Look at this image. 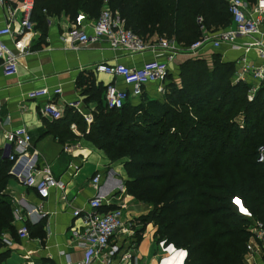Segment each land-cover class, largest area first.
<instances>
[{
    "label": "trees",
    "instance_id": "16d2710c",
    "mask_svg": "<svg viewBox=\"0 0 264 264\" xmlns=\"http://www.w3.org/2000/svg\"><path fill=\"white\" fill-rule=\"evenodd\" d=\"M104 7L145 43L156 37L187 48L202 31L231 24L226 0H32L29 21L44 30L46 19L62 15L73 25L77 15L96 19ZM235 74V62L217 53L194 56L178 65L175 77L166 74L162 100H148L143 91L144 104L128 98L122 107L108 109L99 100L88 127L71 110L53 120L62 124L55 128L61 142L76 138L68 129L73 124L110 162L124 160L128 193L151 205L135 218V244L151 224L155 244L185 250L183 264H243L249 227L264 228V169L255 160L257 148L264 147V87ZM90 78L82 79L84 91L103 95L105 86L93 87ZM7 163L0 155V264L8 255L1 250L2 235L15 233L2 192ZM232 197L251 219L236 212Z\"/></svg>",
    "mask_w": 264,
    "mask_h": 264
},
{
    "label": "crops",
    "instance_id": "0c3cea01",
    "mask_svg": "<svg viewBox=\"0 0 264 264\" xmlns=\"http://www.w3.org/2000/svg\"><path fill=\"white\" fill-rule=\"evenodd\" d=\"M256 1L251 5L245 3L247 14L251 18H254ZM5 20L4 6H0V29L4 27ZM94 20L82 15L79 30L88 33ZM71 25L61 15L57 18L46 19L44 30L32 25L20 40L16 37L0 36V43L12 53H16L14 39L25 45L23 54L17 57L15 75L4 76L0 68L1 158H5L8 151L7 147H4V134L23 128L30 137V148L27 151L28 163L34 165L35 175L40 177L41 170L48 168L52 176L63 185V190L51 189L45 199L39 200L32 188L24 187L21 181L12 176L9 172L11 163H7L8 177L2 192L10 203L15 233L13 238L9 233L2 235L4 247L1 250L7 249L8 255L1 264H76L82 261L84 252L74 245L70 234V230L73 228L81 229V221L73 217L72 212L86 209L88 200L95 194L91 178L95 173H99L100 184L103 182V168L107 161L101 151L95 149L81 137L73 124H70L68 129L76 137L74 140L61 142L57 139L55 128L59 127L58 123L60 122L45 117L40 108L45 102L50 101L61 116L71 110V112L75 111L80 114L83 119L89 118V121L84 119L85 125L88 127L92 122L91 115L95 113L98 101L103 102V95L90 97L82 87V79L87 75L92 76L90 79L93 87L97 85L103 88L113 84L118 89L125 88L119 78L96 74L93 67L100 63L114 64L115 58L116 63L136 68L142 62L152 58L149 53L132 57L124 56L121 51H111L104 41L85 46L76 43L70 44L67 35ZM11 29L14 31L17 29L16 22L11 25ZM233 29L234 25L231 23L227 28L210 32L202 31V34H205L210 40H216L225 32ZM263 32L264 24H261L259 35L237 40L235 45L242 46L240 49H233L225 43L212 47L208 43L194 56L211 54L208 50L213 48V52L219 54L223 61L235 62L238 75L241 74V60H244L252 68L264 71V60L257 56L255 49H244L245 47H243L244 43L251 44L258 41L264 45ZM158 40L156 37H152L151 42ZM165 40L170 41L176 51L172 60L167 64V73L175 77L178 65L194 56L181 52L184 48L172 39ZM249 75L244 74L243 78L252 81L253 85H257L258 81ZM159 84L158 82L146 84L142 90L143 97L147 96V99H151L154 95L153 88ZM39 89L48 90L49 97L35 99L26 97L27 93ZM56 89L60 93L52 95L51 92ZM136 99L130 98L128 101L133 103ZM70 103H77V105L71 107ZM60 125L62 126L61 123ZM112 176L122 186L120 174ZM119 193L115 191L110 195L107 207H115L121 201ZM37 204H41V210L32 211L31 208H36ZM239 212L241 215H246L242 205ZM140 213L146 212L133 206L130 211L123 210L125 222H128L129 217L135 216L136 218ZM132 222L134 224L135 221ZM133 224L129 227L128 223L125 224V228L114 238H111L109 243L119 246L120 251H125L133 244L137 264H156L159 253L152 238L154 229L151 225H147L135 244L134 232L139 229V226ZM26 225L30 227L28 231L26 229L27 238H18L17 230L22 226L26 228ZM4 240L8 244H5ZM167 261L168 259L162 263L166 264ZM252 261L253 264H264V252L261 249L257 250ZM113 264H121V262L115 261Z\"/></svg>",
    "mask_w": 264,
    "mask_h": 264
},
{
    "label": "built area",
    "instance_id": "2783aa9c",
    "mask_svg": "<svg viewBox=\"0 0 264 264\" xmlns=\"http://www.w3.org/2000/svg\"><path fill=\"white\" fill-rule=\"evenodd\" d=\"M228 13L231 23L234 25L232 31L225 32L216 40H210L205 34H202L198 41L194 42L181 52L189 56H194L206 44L210 43L212 47H217L220 43L229 44L233 49H240L242 46H236L235 42L243 38H250L259 35V26L264 24V0H257L254 9V18L247 14V6L243 0H226ZM0 6L5 9V25L0 29V36H9L20 38L31 29L29 15L32 9V0H0ZM82 15H77L75 24L71 25L68 32V40L81 46L95 44L104 41L111 51H121L124 56L132 57L144 53L151 54L150 60L142 62L139 67H127L123 64H96L93 71L96 74H105L113 78H119L125 86L124 89H118L113 84L107 85L103 92V102L108 109H118L123 106L128 98H139L142 88L148 83L162 82L166 78L167 64L175 55V48L171 42L160 39L153 42H143L137 35L124 28L122 21L116 14H111L104 7L100 10L97 18L89 27V32L79 30L81 26ZM17 23V29H11L13 23ZM264 35V32L263 34ZM17 39H14V49L12 53L8 48L0 43V68L4 76H13L17 70V57L23 54L25 45ZM244 49H255L257 56L264 60V45L261 41L247 44L244 43ZM117 58V57H116ZM250 74L257 80L258 84L264 86V71L248 66L244 60H241V74H235L236 79L244 80V74ZM261 82V83H260ZM253 91L255 90L252 89ZM52 95L60 93L58 89L53 90ZM46 89L34 90L26 94L29 99L39 97H49ZM251 96H248L250 99ZM75 107L77 103H70ZM41 113L49 119L60 118V112L57 111L50 101L45 102L41 108ZM89 121V118H84ZM1 126V124H0ZM4 147H7L5 158L11 163L9 172L12 176L22 182L24 187L32 188L39 200L47 197L51 189L63 190V185L57 181L48 168L41 170V176L35 175L34 165L28 163V149L30 148V137L26 130L18 128L4 134ZM256 163L264 169V147H258L255 156ZM101 176L95 173L91 178V185L95 189V194L87 202L85 210H74L72 216L81 221V229H71L70 234L74 245L84 252L81 262L76 264H113V262H125L126 264H137L135 246L132 244L125 251H120L116 244H110L109 240L118 235L125 224L132 226V222H125L123 210L125 202L121 200L113 209L102 212L101 207L109 206L110 195L115 191H122L118 180L112 175L105 176L100 184ZM230 203L236 212L242 205L239 198L230 199ZM243 206V205H242ZM32 211H40L41 204H37ZM30 211V212H32ZM244 217L251 219L249 211L244 208ZM250 229L252 239L246 246V253L249 254L252 248L264 252V228L259 223H253ZM18 238H27V231L24 226L20 227L17 232ZM8 244L7 241H3ZM159 259L156 264H162L163 261L170 258L171 250L181 251L183 253V264L186 257L185 250L175 249L171 244H165L164 241L156 243ZM33 264V263H28Z\"/></svg>",
    "mask_w": 264,
    "mask_h": 264
},
{
    "label": "rangeland",
    "instance_id": "374dc122",
    "mask_svg": "<svg viewBox=\"0 0 264 264\" xmlns=\"http://www.w3.org/2000/svg\"><path fill=\"white\" fill-rule=\"evenodd\" d=\"M213 50L214 49L212 48L211 50L209 49L208 51H210L209 53H215V52H213ZM246 75H249V74L247 73ZM170 77H173V75L170 74ZM159 83L160 84L158 86H156L155 88H153L154 95L152 96L151 99H148V100H151V101L152 100H162V97L164 95V92L167 91L166 90V86H167V83L168 82L166 80L164 82H159ZM145 98L147 99V96ZM135 102L144 104L143 101H142V98H140V99L138 98ZM143 108H146V104L143 105ZM106 161H107V163H105V166L103 168V174H104L103 179L105 178V176H107V174L108 175L109 174L110 175L120 174V176L122 177L121 178L122 179L121 180L122 181V186H121L122 187V191L119 193V195H120V200H123L124 202L127 201V202H125V205L127 207L124 210L130 211L131 210V207L133 206V207H139L140 210H145V212L147 213L149 211V209H151V207H150L151 205L149 203L148 204L147 203H144L143 204L141 202H138L134 198L133 194L131 195V194L128 193V190H127L128 187L125 185L126 181H128V178H127V175L125 173V170L123 169V162H124V160L120 159L118 161H115L114 163L110 162L108 159H106ZM117 192H119V191H117ZM233 198L234 197H232V199ZM118 200H119V198H118ZM127 203H128V205H127ZM146 213H143V214L140 213L137 217L142 216V215H144ZM128 221L129 222L135 221V216L129 217L128 218ZM252 226H253V223L251 224V226L249 228H251ZM152 228H153V226H152ZM152 238H153V236H152ZM153 240H154V238H153ZM168 250H170L171 253H172V255H171L172 257L170 256L171 257V261L173 260L175 262L174 264H181V261L183 259V253H180V251H177L176 255H173L174 254L173 253L174 251L171 250V248H169ZM254 254H255V250L252 248V251L249 254L245 253L243 255V257H242V263L243 264H253V261L252 260H253ZM248 260H250V261H248ZM118 263H119V261H118ZM121 264H126V263H121Z\"/></svg>",
    "mask_w": 264,
    "mask_h": 264
},
{
    "label": "bare ground",
    "instance_id": "6f19581e",
    "mask_svg": "<svg viewBox=\"0 0 264 264\" xmlns=\"http://www.w3.org/2000/svg\"><path fill=\"white\" fill-rule=\"evenodd\" d=\"M240 210H241V207H240ZM242 216H245V215H242ZM174 252V254L173 255H176V253H177V251H175V250H173ZM170 253V252H169ZM180 253H182L181 251H180ZM171 255H172V253H170ZM172 257V256H171ZM171 257L168 259V261L166 262V264H174L175 262L172 260L171 261ZM163 264V263H162Z\"/></svg>",
    "mask_w": 264,
    "mask_h": 264
}]
</instances>
